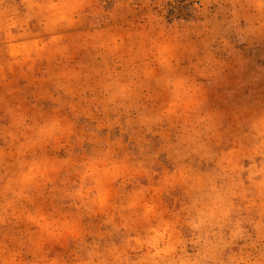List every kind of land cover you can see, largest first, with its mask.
<instances>
[{
  "label": "clouds",
  "instance_id": "clouds-1",
  "mask_svg": "<svg viewBox=\"0 0 264 264\" xmlns=\"http://www.w3.org/2000/svg\"><path fill=\"white\" fill-rule=\"evenodd\" d=\"M0 0V264H264V0Z\"/></svg>",
  "mask_w": 264,
  "mask_h": 264
},
{
  "label": "rangeland",
  "instance_id": "rangeland-1",
  "mask_svg": "<svg viewBox=\"0 0 264 264\" xmlns=\"http://www.w3.org/2000/svg\"><path fill=\"white\" fill-rule=\"evenodd\" d=\"M167 7L173 16H184L186 14L187 5L185 0H169Z\"/></svg>",
  "mask_w": 264,
  "mask_h": 264
}]
</instances>
